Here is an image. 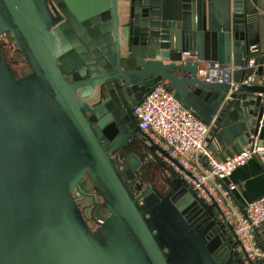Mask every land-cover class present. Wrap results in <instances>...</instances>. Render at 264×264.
Masks as SVG:
<instances>
[{
	"label": "water",
	"instance_id": "obj_1",
	"mask_svg": "<svg viewBox=\"0 0 264 264\" xmlns=\"http://www.w3.org/2000/svg\"><path fill=\"white\" fill-rule=\"evenodd\" d=\"M259 1L0 0V37L12 34L29 67L18 74L0 42V264H246L216 203L124 108L164 84L211 126L209 142L231 149L222 159L242 152L264 118V85L243 83L253 68L208 80L200 61L254 55ZM136 141L167 192L128 182L145 153H115ZM87 175L108 212L96 231L79 201Z\"/></svg>",
	"mask_w": 264,
	"mask_h": 264
},
{
	"label": "built area",
	"instance_id": "obj_2",
	"mask_svg": "<svg viewBox=\"0 0 264 264\" xmlns=\"http://www.w3.org/2000/svg\"><path fill=\"white\" fill-rule=\"evenodd\" d=\"M251 53L254 55L240 65L233 61L227 64L200 61V75L208 80L233 83L236 70L253 68L243 83L264 85V73L257 74L262 66L257 59L261 52L253 45ZM183 58L197 60L196 55L189 53H185ZM133 111L140 129L168 152L170 158L165 157L164 160L179 171L199 197L209 204L216 203L221 220L233 228L239 241L237 249L245 263L264 260V243L260 242L257 234L264 225V194L239 206L233 199L236 184L230 179L238 167L252 158H259L264 164V142L260 141L258 134L249 136L248 143L239 154L220 158L209 145L211 126L204 124L164 84L152 87Z\"/></svg>",
	"mask_w": 264,
	"mask_h": 264
},
{
	"label": "flooded vegetation",
	"instance_id": "obj_3",
	"mask_svg": "<svg viewBox=\"0 0 264 264\" xmlns=\"http://www.w3.org/2000/svg\"><path fill=\"white\" fill-rule=\"evenodd\" d=\"M54 6L57 8L59 13L61 14L62 9L59 8L58 3L54 2ZM26 68H27L26 73H28L29 67L27 63H26ZM16 72L20 75L26 74V73L20 72L19 70H16ZM127 102L128 103L126 104L124 108L126 112L128 109L132 110L134 108L130 100H128ZM129 149H136L140 152V154L144 153L143 145L139 141H136L135 145H125L122 148L118 149L115 155H117L118 158L122 160L121 158L124 154L128 155ZM153 162L154 161L150 162V160H147L146 157H144L143 160L139 158V162L136 165V169L132 168L134 177L132 176V178L128 179V182L130 184H135V185L142 184L145 186L146 182L150 180L156 185V187L161 192H167L168 187H166V185L161 184V182L164 179L163 174L160 175V178L157 180V182H154L156 175H157L156 170H158L159 168L161 169V167L156 162H154L155 164ZM121 169L123 170L124 168L121 167ZM81 190L84 193L82 197L79 199L81 203L82 215L85 217L90 228L93 231H96L99 228V223L101 222V219L106 217V215L108 214L107 209L105 208L101 197L98 195L96 187H93V189H87V188H84L83 185L81 184ZM96 194L98 195L97 197H96ZM211 223L213 224L214 222H211ZM218 259H220V257ZM214 262L215 264H219V262L216 261V259H214Z\"/></svg>",
	"mask_w": 264,
	"mask_h": 264
},
{
	"label": "crops",
	"instance_id": "obj_4",
	"mask_svg": "<svg viewBox=\"0 0 264 264\" xmlns=\"http://www.w3.org/2000/svg\"><path fill=\"white\" fill-rule=\"evenodd\" d=\"M258 3L264 8V0H260ZM254 45L264 55V20L262 21L259 36ZM262 70L264 71V64L262 65ZM258 136L260 141L264 142V118L261 122ZM209 145L215 148L220 158L222 155L226 156L227 151L231 150L230 148L227 150L220 149L215 140L209 142ZM230 179L236 184V189L233 191V199L239 206H243L247 201L254 200L264 194V164L259 158H252L246 164L238 167L232 173ZM257 234L264 241V225L258 230Z\"/></svg>",
	"mask_w": 264,
	"mask_h": 264
},
{
	"label": "rangeland",
	"instance_id": "obj_5",
	"mask_svg": "<svg viewBox=\"0 0 264 264\" xmlns=\"http://www.w3.org/2000/svg\"><path fill=\"white\" fill-rule=\"evenodd\" d=\"M0 42H1L3 53H4L5 57L7 58V60L11 63L13 68L15 70H19L22 73H26L27 72L26 62H25L23 56L21 55L16 43L13 42L9 37H6V36H2L0 38ZM144 153H145L146 159L150 160L151 157L145 149H144ZM151 160L154 161L153 159H151ZM156 172H157V175H156L154 182H157V180L160 178V175L162 174V171L160 168L158 170H156ZM90 179L91 178L89 176H87L85 178V180L83 181V183L91 186Z\"/></svg>",
	"mask_w": 264,
	"mask_h": 264
},
{
	"label": "trees",
	"instance_id": "obj_6",
	"mask_svg": "<svg viewBox=\"0 0 264 264\" xmlns=\"http://www.w3.org/2000/svg\"><path fill=\"white\" fill-rule=\"evenodd\" d=\"M2 36L9 37L13 42H15L14 39H13V37H12V34H11L10 32H7L6 34H4V35H2ZM2 36H1V37H2ZM1 37H0V38H1ZM19 51H20V50H19ZM20 53H21V52H20ZM21 55H22V54H21ZM87 176L90 177V175H87ZM90 178H91V177H90ZM90 182H91V186H89L88 184L82 183L83 187H84V188H87V189H93V187H95V183L93 182L92 178L90 179ZM87 186H88V187H87ZM259 240H260L261 243H264V241L261 240L260 238H259Z\"/></svg>",
	"mask_w": 264,
	"mask_h": 264
}]
</instances>
